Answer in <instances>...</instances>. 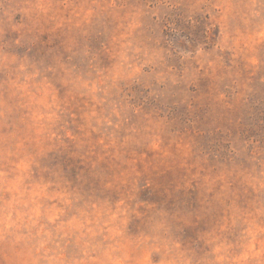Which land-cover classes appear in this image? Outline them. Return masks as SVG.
Returning <instances> with one entry per match:
<instances>
[{"label": "rangeland", "instance_id": "obj_1", "mask_svg": "<svg viewBox=\"0 0 264 264\" xmlns=\"http://www.w3.org/2000/svg\"><path fill=\"white\" fill-rule=\"evenodd\" d=\"M0 264H264V0H0Z\"/></svg>", "mask_w": 264, "mask_h": 264}]
</instances>
